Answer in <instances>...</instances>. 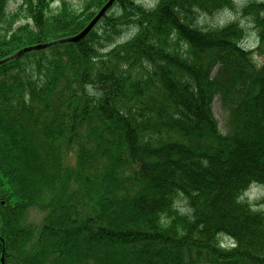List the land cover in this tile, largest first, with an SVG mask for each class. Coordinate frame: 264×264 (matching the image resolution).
Masks as SVG:
<instances>
[{"label": "trees", "instance_id": "obj_1", "mask_svg": "<svg viewBox=\"0 0 264 264\" xmlns=\"http://www.w3.org/2000/svg\"><path fill=\"white\" fill-rule=\"evenodd\" d=\"M10 1L0 61L76 35L107 2ZM227 8L117 0L81 40L0 64L4 264H264V209L246 196L264 186V1L240 10L254 49L238 20L200 24Z\"/></svg>", "mask_w": 264, "mask_h": 264}, {"label": "rangeland", "instance_id": "obj_2", "mask_svg": "<svg viewBox=\"0 0 264 264\" xmlns=\"http://www.w3.org/2000/svg\"><path fill=\"white\" fill-rule=\"evenodd\" d=\"M62 0H57V2H55L53 4V8L54 9H58L60 4H62L61 2ZM66 4H70L71 8H73V10L76 13H79L80 10L82 9L84 0H64ZM138 2H142L144 3L146 6L148 7H153L155 6L157 0H137ZM237 3V9L233 10V9H223L219 12H217L216 14L213 15H201L200 17V24L202 26H206V27H217L220 25H224L227 24L228 22L232 21V20H238L245 28L246 30V36L245 39L243 41V45L247 48H251L254 49L259 45V38H258V34L252 24V22L247 18V17H243L241 15V8L247 4L250 3L251 1H264V0H235ZM20 0H11L10 1V6H9V10H15L19 5H20ZM134 30H128L126 31L122 37H120V39H125L129 38L130 36L133 35ZM257 58L259 60H262V56L258 55ZM214 111L215 114L219 120V125L221 127V129L226 132V123H227V119H228V111L222 107L221 102L219 100V98H217L214 102ZM247 198L249 201H252L253 203H255V207L264 209V186L262 185H253L251 186V188L248 190L247 192ZM257 203V204H256ZM222 241L225 243V245H229V239H225L222 238ZM227 242V243H226ZM1 259V258H0Z\"/></svg>", "mask_w": 264, "mask_h": 264}, {"label": "water", "instance_id": "obj_3", "mask_svg": "<svg viewBox=\"0 0 264 264\" xmlns=\"http://www.w3.org/2000/svg\"><path fill=\"white\" fill-rule=\"evenodd\" d=\"M115 2V0H109L99 11V13L91 20V22L77 35L75 36H71L65 39H60L57 41H53V42H49V43H45V44H38V45H34V46H29V47H25L21 50H19L17 53H15L14 55L10 56L7 59H4L2 61H0V64L13 59V58H17L20 57L21 55L25 54L28 51L34 50V49H43L49 46H52L54 44H58V43H65V42H77L79 40H81L82 38H84L91 30L92 28L96 25V23L98 22V20L106 13V11L112 6V4ZM3 261V258H2Z\"/></svg>", "mask_w": 264, "mask_h": 264}]
</instances>
